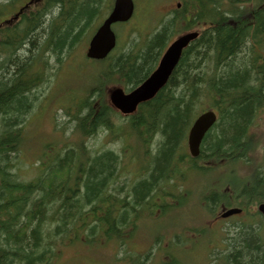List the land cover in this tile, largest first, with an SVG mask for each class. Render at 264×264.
<instances>
[{
	"label": "trees",
	"instance_id": "16d2710c",
	"mask_svg": "<svg viewBox=\"0 0 264 264\" xmlns=\"http://www.w3.org/2000/svg\"><path fill=\"white\" fill-rule=\"evenodd\" d=\"M112 1L49 0L21 27L6 31L0 44V264H57L63 248L74 241L104 240L115 247L118 264H193L186 251L195 245L189 244L206 235L207 246L223 243L228 248L211 264H264V239L258 235L264 220L245 207L264 204V155L258 166L248 157L254 150L252 129L264 109V0H176L170 17L128 51L116 48L103 60L88 61L92 70L84 82V98L72 100L75 106L64 112L74 122H69L66 142L61 149L45 143L35 157L33 178L19 176L30 142L25 118ZM185 32L198 36L183 50L166 85L133 114L116 112L106 91L136 88L154 70L171 37ZM206 110L215 111L218 119L205 134L199 156L191 158L187 133ZM104 131L121 142L120 151L87 147L89 139ZM126 133L141 143L139 159L132 158L138 166L133 174L123 169L130 148L123 140ZM51 148L54 153L44 157ZM237 164H247V177H237ZM220 167L229 177L216 179L223 193L208 185L201 192L198 216L174 228L157 226L183 207L189 194L185 174L204 175ZM178 185L185 195L173 193ZM170 198L177 203L171 205ZM231 207L249 211L248 219L233 232L213 229L215 217ZM149 223L157 229L148 232L144 226ZM190 223L204 225L198 229ZM85 246L89 249L80 248L100 245ZM146 246L144 254L128 257ZM207 256L198 253L197 262Z\"/></svg>",
	"mask_w": 264,
	"mask_h": 264
},
{
	"label": "rangeland",
	"instance_id": "374dc122",
	"mask_svg": "<svg viewBox=\"0 0 264 264\" xmlns=\"http://www.w3.org/2000/svg\"><path fill=\"white\" fill-rule=\"evenodd\" d=\"M3 1L4 0H0V4ZM133 1L135 4V13L133 18L131 19V22L120 26H116V24L113 25V31L116 33L118 39L116 48H118L119 51H128L134 42L139 43V41L143 40L146 36L151 34L154 29H157L162 20H166L170 17V15L172 14L171 12L176 8V0ZM106 13L108 14V11ZM105 16L106 15H104L103 18ZM158 20L160 21L156 23L152 30H150L151 25ZM99 23L96 25V27L99 25ZM93 32L94 30L92 31V33ZM92 33L90 32L91 35ZM90 34L84 39L82 44H79L74 48L72 54L54 75V78L51 80L49 86L45 89L43 88L42 95L40 96L42 98L44 96L43 101L39 105L38 101L40 99H38L37 102L35 100V107L32 108L33 110L31 114L25 118L24 132L26 133V136L30 138V142H28L27 144L28 152L26 155L23 154L21 156L22 163H20L19 165L21 171L19 176H21V178H23L24 180H30L36 173L33 166V164L35 163V157L42 154V147L45 145V143H56L58 145V148L61 149L63 147L62 142H66V138L72 131L71 128L72 125L74 126V122L70 117L65 116L64 112H68L70 108H73V106H75L74 103L71 102L72 100L81 101L84 98L85 90H83V86L86 84L84 82L87 80V77L92 70L91 68H88V61L84 60L83 58L87 48L88 40L91 37ZM175 36L176 33L173 37H171V40ZM37 68V64H34L33 69ZM51 72L53 71L50 68L48 70V74H50ZM52 74L53 73H51V75ZM92 80L93 78L91 79V81ZM105 95L108 101L107 91ZM37 97L38 96L36 95V98ZM120 121L122 120L120 119ZM69 122L72 123L71 126ZM252 135L253 138L251 139V143L254 145V150L250 154H248V157L251 156V158H254L255 165L258 166V162L262 161L264 155V152L262 150V147L264 145V109L260 112L257 124L252 129ZM123 140L130 147L125 156L123 169L124 172H131L133 174L138 169V166L135 164L132 158L136 157L139 159V156L142 153L141 143L140 140L128 133L123 136ZM86 145L91 150H98L101 152L105 150L120 151L122 148L121 142L119 140L112 141L106 131L99 133L97 137L89 139L86 142ZM49 153L53 154L54 148H51L50 151L46 150L44 157L47 158L50 155ZM216 166L217 164L215 163L212 165L213 168ZM235 166V173L239 179H243V177H247L249 175L250 168L247 166V164H244V166L242 164H237ZM225 168L229 170V167ZM225 172L227 171H224V167H220V169L210 170L207 174L204 175H201L197 171L185 174L187 181L184 180L183 183L186 182L185 186L186 189L189 190V194L187 195V197L185 196L183 200V207L173 209L174 213H170V216L166 220L159 222L157 226L160 227V229L169 227L174 228L183 221L198 216L200 204H202L203 202L201 198V192L208 185H210L212 188L211 191H215L219 194L223 193V191H225V188L220 189L217 185L214 184L218 182L216 180L217 178L220 181H226L229 178L227 175H225ZM184 191L185 188L182 187L181 190L180 186L178 185V190L176 189L173 193L176 195H178V193H182L183 195H185L186 193ZM168 202L171 205H175L177 203V200H172V198H170ZM245 207H247V210L250 209V214L251 212L253 213L255 210H257V207L256 209L255 207H250V204L246 205ZM246 219L248 218L244 215L231 218L227 221L224 220L217 222L218 226H221V230L223 232L228 230L230 232H233L236 229V225H239V223H241L242 221L244 222ZM152 223H149L150 225L145 224L144 226V228L147 229L148 232H153L157 229V227L152 225ZM190 224L198 229H200V227L204 225L203 223ZM213 229H217L216 225H214ZM258 235L263 236L264 239V231L260 230ZM109 241L110 240H104L97 244H84L81 241H74L71 244V248H63L61 257L58 260L57 264H118L116 254H113L115 247L113 248L109 246L110 244L107 243ZM208 243L209 235H206L202 239H198L196 243L189 244L195 245L189 246L186 251V253H188L194 260L193 264H211V261L217 258L219 254L224 253V250L226 249L225 245H222L223 243L207 246ZM85 245H95L93 248H95L97 245L100 246L97 249L88 250V246ZM83 246L88 249L86 250L85 248H80ZM205 246L206 248H204ZM145 249H139L138 253H132L131 255H128V257H139V254H144L149 248L146 246ZM132 250H134V248ZM219 250H221V252H219ZM122 251H124V248L120 247V259L123 258ZM198 253H202V256H207V254H209L207 257L210 258L202 260L201 263H198L197 261L199 259L198 257H196Z\"/></svg>",
	"mask_w": 264,
	"mask_h": 264
},
{
	"label": "water",
	"instance_id": "95a60500",
	"mask_svg": "<svg viewBox=\"0 0 264 264\" xmlns=\"http://www.w3.org/2000/svg\"><path fill=\"white\" fill-rule=\"evenodd\" d=\"M133 12L132 0H114L111 11L90 38L85 57L91 60L105 58L116 44L112 25L129 21ZM197 36V33L189 32L172 41L162 53L155 70L138 87L129 92H124L120 88L110 92L111 106L123 115H131L138 105L154 98L166 85L181 57L182 50L186 49ZM215 121L216 116L212 111L204 112L195 119L187 135V145L191 156H198L200 143ZM259 211L264 217V205L259 206ZM240 213L241 209H229L223 212L221 217L226 218Z\"/></svg>",
	"mask_w": 264,
	"mask_h": 264
},
{
	"label": "flooded vegetation",
	"instance_id": "af4514ba",
	"mask_svg": "<svg viewBox=\"0 0 264 264\" xmlns=\"http://www.w3.org/2000/svg\"><path fill=\"white\" fill-rule=\"evenodd\" d=\"M48 2L49 0H4L0 4V44L5 42L6 31L21 27L25 21L43 11ZM260 216L264 219L261 214Z\"/></svg>",
	"mask_w": 264,
	"mask_h": 264
},
{
	"label": "bare ground",
	"instance_id": "6f19581e",
	"mask_svg": "<svg viewBox=\"0 0 264 264\" xmlns=\"http://www.w3.org/2000/svg\"><path fill=\"white\" fill-rule=\"evenodd\" d=\"M184 50V49H183ZM183 50H182V52H183ZM182 54V53H181ZM106 58V57H105ZM105 58H103V59H105ZM103 59H95V60H103ZM189 130H190V128H189ZM188 133H189V131H188ZM188 133H187V135H188ZM261 205H264V204H260L259 206H261ZM259 206L257 207V211L262 215V213L259 211ZM263 216V215H262ZM264 218V217H263Z\"/></svg>",
	"mask_w": 264,
	"mask_h": 264
}]
</instances>
